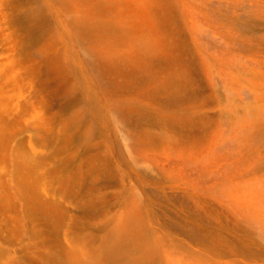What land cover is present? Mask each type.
I'll list each match as a JSON object with an SVG mask.
<instances>
[{
    "label": "rangeland",
    "instance_id": "374dc122",
    "mask_svg": "<svg viewBox=\"0 0 264 264\" xmlns=\"http://www.w3.org/2000/svg\"><path fill=\"white\" fill-rule=\"evenodd\" d=\"M127 215L160 264H264V0H0V260Z\"/></svg>",
    "mask_w": 264,
    "mask_h": 264
},
{
    "label": "bare ground",
    "instance_id": "6f19581e",
    "mask_svg": "<svg viewBox=\"0 0 264 264\" xmlns=\"http://www.w3.org/2000/svg\"><path fill=\"white\" fill-rule=\"evenodd\" d=\"M97 9H100L99 6ZM161 15H163L165 22L169 23L170 21L173 22L174 20V19L172 20L174 16L170 15L168 11H164V13L163 14L161 13ZM91 25H93V22ZM102 28H104V25ZM170 28L172 29V27ZM103 30H106V28ZM140 51H142V53L145 51L150 53L154 52L152 48H148L147 50L141 49ZM151 56L153 55L150 54V56H148L145 59V62L141 61L139 63L140 67H147L148 65H153L160 60H166L168 62H172L171 56L159 55V53H158V57L156 58H153ZM119 63L120 61L119 62L116 61L114 64H111L112 67L115 68L116 72L127 78H129L130 76L132 77V74L129 73V71H127L128 66L124 62H121L122 64L120 63V65ZM106 69H109V67H107ZM170 78L166 80L165 84L163 83L162 84L166 85L168 84V82L171 84L178 83L177 78L176 80H173L172 77ZM66 162L67 161L63 162V165H65ZM83 165L85 167L87 175L90 176L91 178H95L93 174L94 168L97 166H105L106 162L104 158H98V159L88 158L84 161ZM80 177H81L80 169H78L75 175V179H79ZM73 182L75 181H73L70 176L63 179L64 184H71ZM26 212L29 215L31 214L32 216L38 218L46 228L52 230L53 232H55L56 227H58V225L60 224V222L63 220L64 217V215L58 211L56 206L52 204L36 202L30 197L27 199ZM143 234H144L143 228L138 218H136L135 216L132 217L131 215L130 216L127 215L120 222L116 223L108 233H105L104 235L101 236V238L97 239L96 242L91 243L88 246L85 247L80 246L81 241L78 240V237H73L70 243L67 245V247H64L60 242L57 243L58 246L60 247V254H58V256L49 257L48 261L62 262L68 260L70 264H160V262L156 258V255L152 252L153 250L149 246V243H146V239H144L145 237L143 238ZM1 249L2 248L0 246V251ZM0 264H18V263H16L13 260V258H10L7 261L0 260Z\"/></svg>",
    "mask_w": 264,
    "mask_h": 264
}]
</instances>
